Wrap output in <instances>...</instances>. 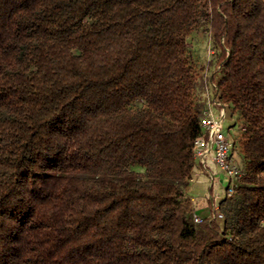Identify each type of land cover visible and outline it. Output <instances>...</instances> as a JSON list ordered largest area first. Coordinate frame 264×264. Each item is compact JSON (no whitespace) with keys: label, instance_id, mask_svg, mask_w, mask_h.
Segmentation results:
<instances>
[{"label":"trees","instance_id":"trees-1","mask_svg":"<svg viewBox=\"0 0 264 264\" xmlns=\"http://www.w3.org/2000/svg\"><path fill=\"white\" fill-rule=\"evenodd\" d=\"M209 80L243 173L195 222ZM0 264H264V0H0Z\"/></svg>","mask_w":264,"mask_h":264},{"label":"built area","instance_id":"built-area-1","mask_svg":"<svg viewBox=\"0 0 264 264\" xmlns=\"http://www.w3.org/2000/svg\"><path fill=\"white\" fill-rule=\"evenodd\" d=\"M206 95V108L200 119L202 134L194 142V155L200 168L205 169L208 159H211L227 177L228 182L224 191L214 192L213 199L217 200L232 193L235 180L243 173V168L233 157L232 134L230 128L224 127L226 107L218 97L215 84L210 80L206 86ZM210 218H222L218 201H213ZM193 219L199 222L201 217L194 214Z\"/></svg>","mask_w":264,"mask_h":264},{"label":"crops","instance_id":"crops-1","mask_svg":"<svg viewBox=\"0 0 264 264\" xmlns=\"http://www.w3.org/2000/svg\"><path fill=\"white\" fill-rule=\"evenodd\" d=\"M227 112V109H226ZM231 116L229 115V120L226 123V113L224 118V127L230 128L234 124L229 123ZM233 157L235 162L242 166V159L239 152L233 149ZM228 179L225 174L220 170L219 166L211 159H208L207 166L205 169L200 168L199 164L193 169L192 179L186 189V193L189 196L194 214L203 217H210L212 212L213 201L217 202L219 199H213L215 191H224L226 188Z\"/></svg>","mask_w":264,"mask_h":264},{"label":"rangeland","instance_id":"rangeland-1","mask_svg":"<svg viewBox=\"0 0 264 264\" xmlns=\"http://www.w3.org/2000/svg\"><path fill=\"white\" fill-rule=\"evenodd\" d=\"M195 33L192 37H194ZM188 45L192 46V49L195 51V54L198 58V65H202L205 67V72L209 76V73L212 72L219 63L221 62L219 58V52L220 48L219 46L215 45V43L212 41V38L207 34V32H201L199 35L194 37L193 41L188 42ZM229 110L227 109L226 112V123L229 120ZM234 118V116H233ZM233 118L229 121V123H232ZM238 129V124H233L230 129V133L234 134ZM236 151L238 152V149L236 148Z\"/></svg>","mask_w":264,"mask_h":264}]
</instances>
